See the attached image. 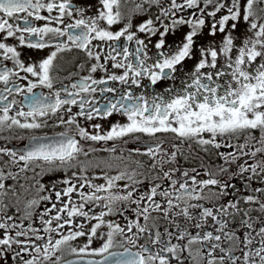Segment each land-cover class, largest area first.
Masks as SVG:
<instances>
[{
  "label": "snow or ice",
  "instance_id": "snow-or-ice-1",
  "mask_svg": "<svg viewBox=\"0 0 264 264\" xmlns=\"http://www.w3.org/2000/svg\"><path fill=\"white\" fill-rule=\"evenodd\" d=\"M130 2L134 8L122 9ZM145 5L157 6L159 14L131 31L132 15L146 12ZM91 7L76 6L72 0H0V133L64 128L52 136H0L8 142L26 139L19 150L7 143L0 145V264H9V260L12 264H183L185 251L184 259L191 264H264V0H97L95 14L86 16ZM209 7L212 10L206 11ZM41 10L49 14L55 10L58 15L44 16ZM186 10L192 11L187 16L178 15ZM74 14L79 18L65 24L64 18ZM125 19L123 27L112 30ZM33 20L46 23L34 26ZM209 20L210 26L206 25ZM241 21L252 35L237 46L239 37L233 33ZM52 23L64 26H50ZM183 25L190 28L183 40L161 51L164 37ZM206 26L209 36L224 35L219 43L213 40L194 50V37ZM157 34L160 38L154 47L158 51L151 57L148 47ZM9 39L33 50H54L46 58L25 63L17 47L4 42ZM133 41L136 47L130 51ZM73 49L94 63L88 75L65 84L54 74L62 71L56 61L59 54ZM186 59L196 63L174 95L168 88L167 96L156 94L149 100L143 93L136 95L131 87L120 91L108 86L111 81L139 88L141 77L152 85L175 80L177 66L183 69ZM120 69L121 74L112 71ZM98 71L105 75L94 78ZM72 75L75 73L66 78ZM96 93L103 103L96 99ZM72 106L79 111L73 112ZM113 114L126 117L127 123L113 124L106 131L94 123L89 131L78 121V117L91 122ZM167 133L180 143L157 136ZM141 136L156 142L147 144L144 151L140 147L129 149L128 157L121 151L114 157L118 164L89 159L98 150L88 142L123 140L127 144L125 138L138 141ZM185 141L207 153L211 162L197 155V167L165 171V164L183 155ZM169 142L174 149L170 152L163 149ZM222 148L229 151H219ZM100 151L116 153L117 147L113 144ZM133 154L149 158L146 172L128 171L129 162L143 167L139 160H130ZM213 156L220 163L212 160ZM119 164L125 168L116 175L103 171ZM90 168L102 171L89 176ZM157 168L160 172L141 191L144 181L137 176L147 179ZM28 171L33 173L30 187L35 188L38 198L29 200L20 215L16 186L6 181L18 183L20 174ZM57 172L64 176L47 186L41 182L44 176ZM176 172L180 177L174 178ZM97 179L104 182L93 183ZM164 180L170 181L168 187L162 186ZM235 180L241 182L240 188ZM118 181L128 183L118 189ZM254 182L260 186L253 187ZM44 192L48 194L40 195ZM74 195H78V202ZM9 196L15 197L16 203H6ZM229 196L232 198L226 199ZM42 202H47L42 212L32 211ZM128 211L134 213L131 221L125 217ZM116 215L124 217L126 223L106 219ZM176 217H182L183 223ZM81 218L87 223L80 222ZM160 220L167 222L163 232ZM37 221L39 227L34 226ZM57 234L59 238H55ZM78 238H84L83 246L73 247L70 242ZM194 245L198 246L195 253L191 250Z\"/></svg>",
  "mask_w": 264,
  "mask_h": 264
},
{
  "label": "flooded vegetation",
  "instance_id": "flooded-vegetation-1",
  "mask_svg": "<svg viewBox=\"0 0 264 264\" xmlns=\"http://www.w3.org/2000/svg\"><path fill=\"white\" fill-rule=\"evenodd\" d=\"M44 2H47V0H44ZM57 2H59V0H57ZM136 2L140 3L141 0H136ZM72 3L76 6L91 5L92 6L91 9L89 11H86V13H85L86 16L93 15L96 12L97 0H72ZM134 7H135V4L131 3V2L127 5H122V9H124V8L132 9ZM145 7L147 8L146 12L135 13L132 15L131 19H132L133 27H132L131 31H136V26H138L141 22L147 20L150 17L152 19H155V16L159 14V10H158L157 6L145 5ZM211 10H212L211 7L206 9V11H211ZM190 11H192V10H186L185 12L178 13V15L187 16L188 12H190ZM40 14L44 15V16H48V15L56 16V15H58V13L55 10L51 14H49L46 10H41ZM224 14H226V13H224ZM220 15H221V13H218L217 18H219ZM77 18H79V17L76 16L75 14L73 15V17H65L64 18L65 24L74 23L75 19H77ZM262 22H264V21H262ZM45 23H46V21H35V20H33L34 26H43ZM124 23H127L126 19L121 24L113 25L112 30L113 31L119 30L121 27H123ZM165 23L170 24V21H165ZM231 23L232 22L230 21L229 25ZM206 25L210 26V20L206 21ZM50 26L63 27L64 25H57L55 23H52ZM157 26H159V25H157ZM243 26L245 27V30H244ZM183 27L184 28L182 30H179V28H178L174 32H170L167 36L164 37L165 46H164V49H161V51L167 50L169 45L174 46L183 40L184 35L188 31H190V28L187 25H183ZM160 31H163L162 27H160ZM137 35L142 39L145 38V34L137 33ZM223 35L224 34L218 32L215 38L209 36L208 35V27L206 26L205 29H203L200 34H198L196 37H194V41H195L194 50L200 46H204V45L208 44L210 41H213V40H215L217 43H219L221 41ZM233 35L239 37L238 39L235 40V44L237 46H241L242 41L245 38H247L248 36H251L252 33L248 31V25L241 21L240 23H238L237 29L235 30ZM159 38L160 37L158 34L156 36L151 37V43L149 44V47H148V54L151 57H155V55L158 51L157 49H155L154 44L159 40ZM4 42L10 44L11 46H16L17 50L21 52V59L25 63L37 62V61H39L40 58H46V56L50 53V51L54 50V48H46L44 50H33V49L27 48L26 46H18V42L15 41L14 39H9V40L4 41ZM121 42H123V38H122ZM93 43L98 44L100 42L94 41ZM102 47H103L104 52L106 53L108 50L107 45L104 44V45H102ZM135 47H136V45H135L134 41L129 43L130 51L134 50ZM96 50L99 51L100 49L98 48ZM234 54L235 53H233V55ZM198 58H199V56L197 54V59ZM118 59H119V57H118ZM103 62L104 61L102 58L101 63H103ZM56 63L62 68V71H60L59 73H54V74L59 75L60 79L63 80V82L65 84H70V83L76 82L81 76L88 75L89 74L88 68H89L91 63H94V61L88 60L86 55L82 51L73 49L70 52H64V53L59 54ZM149 63H151V61H149ZM195 63H196L195 59H193V60L186 59L183 62V64H184L183 69H180V67L177 66L178 71L174 74L176 76L175 80H172V79L161 80V81H158L155 85H152L146 77H141L140 78L141 87H139V88H137L135 85H121V84H119V82H111V81H109L108 86L116 87L120 91L126 90L128 87H131L136 95H140L143 93V94H145L146 98H148L149 100H151V98L156 94H164L165 96H167L168 94L166 92V89H168V88L173 89L172 94L174 95L176 90L182 87L181 81L185 78V74L193 70V66ZM219 63L220 64L224 63L223 57L219 58ZM4 64H6L8 67L13 66L11 61H4ZM79 64L84 65V67L82 69L78 68L77 65H79ZM112 71H116L117 74H121L123 70L120 69V70H112ZM70 73H75V75H72L71 79H67L66 77H68ZM21 75H25V74L21 73ZM104 75L105 74L101 71H98L97 73L93 74L94 78H101ZM29 78L34 79L32 77H29ZM17 83H26V81H24V82L17 81ZM56 86L59 87V85H56ZM145 86H147V87H145ZM0 87H2V85H0ZM37 91H39V89H37ZM44 91L47 92L48 90L44 89ZM108 95L111 96L112 94H108ZM95 97L100 103H103V99L100 97L99 93H96ZM10 99H11V97H10ZM16 99L19 100V99H21V97L17 96ZM72 110H73V112H77V111H79V108L77 106H72ZM52 119L54 120L55 117H53ZM78 121L82 126L88 127L89 131H92L90 124H94V123L101 124L102 125L101 131H106L113 124L127 123V118L124 116H121L120 114H113L112 116H109L107 118L96 117L91 122L86 121L83 117H78ZM50 123H51V121H50ZM63 130H64L63 126L49 127V128H44L41 130L15 129V130H5L3 133H0V136H4V137L23 136L25 138H27L29 135H33V134H36V135L47 134L48 136H52L55 133L63 131ZM157 136L160 137L161 139H164L167 141H174L177 144L180 143L179 140H175L173 134H171V133L157 134ZM125 139L128 140L127 144H125L123 142V140L109 141L106 144L104 142H100V143L88 142V144H90L92 147H94L98 150L95 153H92L91 156L89 157V159H93L96 161L108 160V161H112L114 164H118V162L114 160V157L121 155V151L123 153V156L128 157V150L129 149L135 148V147H140L141 151H144L147 144H149V143L154 144L156 142L153 138H150L147 136H141V138L138 141L133 139V138H125ZM5 143H7L8 147H14V148L19 150L20 148H22L23 144L26 143V139L23 141L17 140V139H12L11 142H8L5 140H0V145H3ZM113 144H115L117 147L116 153H109V152H105V151H100L101 148L111 147ZM189 144H192V142L191 141H185L183 143V145L181 147V152L183 153V155L178 154L175 162H173L172 164H165L164 165L165 171L169 170L170 168H180V169H184V170H190L193 167H197L200 163V160L195 159V157L197 155L201 159H203L204 161L211 162L209 155L207 153L201 151V149L198 148L195 144H192L191 149H189ZM163 149L165 151H169V152L174 150L172 148V143H170V142L163 144ZM213 151H215V150H213ZM219 151L227 152V151H229V149L222 148ZM81 159H84V157H81ZM211 159L215 160V157L213 156ZM130 160H139L141 162V164L143 165V167L137 168V165L135 163L129 162L127 164V169L129 172H131L133 169H137L138 172H146L148 165L151 163V161L149 160V158L147 156H137L135 154H133V156L130 158ZM215 162L220 163V161H218V160H215ZM250 162H252V161H250ZM124 168H125L124 164H119L118 167H113L111 169L104 168L103 171H107L108 175H116L119 171L123 170ZM13 171H15V169H13ZM37 171H39V169H37ZM71 171H78V168L72 169ZM101 171L102 170L100 168H90L88 174H89V176H92V175L100 174ZM202 171L203 170L201 169V172ZM159 172H160V169L157 168L154 172H152L150 175L147 176V179H145V176H143V175L137 176V179L144 181L143 185L141 186V191H143L144 189H146L150 186L149 181H151L152 177L157 175ZM70 174H71V172L68 173V175H70ZM180 175H181L180 172H176V173H174V178L180 177ZM63 176H64L63 172H57L54 174L44 176L41 179V182L47 186V185H50V182L52 180L62 178ZM32 177H33V173L31 171H28L27 173L20 174V178H19L18 183L16 181H12V180L6 181L7 184L16 186V194L19 196V207L22 210L20 215L23 214V209L25 208V205L27 204V202L29 200L34 199V198H38L36 191H35V188L30 187V185L33 184ZM198 178L203 179L206 177L200 176ZM103 182L104 181L102 179L93 180V183H103ZM157 182H160V181H157ZM125 183H128V181H118L117 182L118 189L122 188V186ZM233 183L236 184L237 188L241 187V182L239 180H235V181H233ZM20 185H24V188H27L28 191H25L24 188L20 187ZM169 185H170V181H167V180L162 181L163 187H168ZM60 186H62V185H60ZM258 186H260L258 183H256V182L253 183V187H258ZM46 194H48V193L47 192L40 193V195H46ZM245 194H247V193H245ZM231 198L232 197L229 196L226 199H231ZM73 199L78 202V195H74ZM156 199L161 200L162 198L157 197ZM5 202L6 203H8V202L16 203V200H15V197L9 196V199H7ZM46 204H47V202H42L38 207H36L35 209H32V211H34L35 213H40L44 210V207ZM118 207H124V205H118ZM133 207H135V206L133 205ZM85 210L87 211V208ZM94 210L97 213L100 211L99 208H94ZM9 214L10 215L12 214L11 210L9 211ZM153 215H158V214L153 213ZM253 215H257V213H253ZM125 217H127L128 221H131L135 218L134 213L131 211L126 212ZM106 219L114 220L117 223H120L121 225L126 223L125 218L121 217L119 215L109 216V217H106ZM176 220L179 223H183L182 217H176ZM80 222L87 223L86 221H83L82 218H81ZM159 224L161 225L160 231L163 232V228H164V226H166L167 222L164 220H160ZM34 226L39 227V222L37 221L36 225H34ZM63 234L67 235L68 233H67V231H64ZM41 235H44V233L41 232ZM55 238H59V234H57ZM84 242H85L84 238H78L77 240L71 241L70 243L73 247H82ZM141 242H143V241H141ZM172 243H177V241L173 240ZM197 247L198 246H196V245H194L192 247L191 250L193 253L196 252ZM237 254H239V253H237ZM186 256H187V251H185L183 253V255L181 256V260L183 261V264H191V262L189 260L184 259ZM26 258H30V257L26 256ZM71 258L74 259V257H71ZM9 264H12L11 260H9ZM173 264H176V262L173 261Z\"/></svg>",
  "mask_w": 264,
  "mask_h": 264
},
{
  "label": "rangeland",
  "instance_id": "rangeland-1",
  "mask_svg": "<svg viewBox=\"0 0 264 264\" xmlns=\"http://www.w3.org/2000/svg\"><path fill=\"white\" fill-rule=\"evenodd\" d=\"M184 27L183 26H180L179 27V30H182ZM244 30H245V27L243 26Z\"/></svg>",
  "mask_w": 264,
  "mask_h": 264
}]
</instances>
